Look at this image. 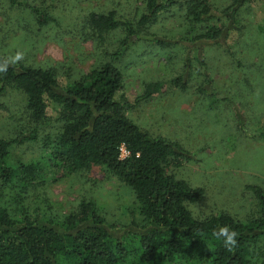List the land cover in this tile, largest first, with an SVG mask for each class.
Wrapping results in <instances>:
<instances>
[{
	"label": "rangeland",
	"instance_id": "1",
	"mask_svg": "<svg viewBox=\"0 0 264 264\" xmlns=\"http://www.w3.org/2000/svg\"><path fill=\"white\" fill-rule=\"evenodd\" d=\"M39 1L27 0L32 5ZM44 1L52 4L55 22L39 27L29 11L0 0V58L53 69L62 85L102 63H115L126 97L137 103L127 118L150 137L176 142L191 154V161L168 172L202 189L200 202L188 206L192 215L202 219L226 213L241 220L255 215L257 201L248 187L264 192V0H244L227 15L222 11L231 0H208L213 17L195 25L185 17V0H177L146 24L145 35L118 58L125 31L98 38L88 16L112 11L134 27L146 13L144 0ZM208 26L223 30L218 40H192ZM150 85L159 91L138 99ZM47 105L48 123L37 127L40 138L55 129L56 108ZM0 106V139L26 135L34 127L20 92L7 90ZM46 156L41 141L10 149L7 163L40 167L31 184L19 187L16 182L6 190L11 209L24 206L32 215L54 219L72 213L81 201H92L109 222H129L137 209L135 196L117 177L100 167L68 173L52 167Z\"/></svg>",
	"mask_w": 264,
	"mask_h": 264
},
{
	"label": "trees",
	"instance_id": "2",
	"mask_svg": "<svg viewBox=\"0 0 264 264\" xmlns=\"http://www.w3.org/2000/svg\"><path fill=\"white\" fill-rule=\"evenodd\" d=\"M144 1L146 13L134 27L112 11L88 16L98 38L119 28L125 31L116 58L145 35L146 24L178 4ZM243 1L231 0L222 13H234ZM7 2L12 9L29 11L39 27L55 22L53 6L44 0L33 5L27 0ZM183 5L191 25L213 17L208 0H185ZM222 32L208 26L192 40L215 41ZM173 82L184 87L179 79ZM123 87V74L110 61L62 85L53 69L0 58V98L9 89L20 92L34 126L26 135L0 139V264H264L263 190L248 187L257 201L255 215L242 220L226 213L195 218L188 206L200 202L202 189L168 172L191 161V154L176 142L150 137L130 121L126 112L137 103L128 100ZM158 91V85H150L138 99ZM48 102L56 108L55 129L40 138L37 127L48 123ZM25 141H41L52 167L68 173L100 167L117 177L135 196L137 209L129 222H109L92 201H81L75 211L54 219L32 215L24 206L11 209L6 190L39 177L35 163H7L12 146ZM121 146L128 152L124 158Z\"/></svg>",
	"mask_w": 264,
	"mask_h": 264
},
{
	"label": "built area",
	"instance_id": "3",
	"mask_svg": "<svg viewBox=\"0 0 264 264\" xmlns=\"http://www.w3.org/2000/svg\"><path fill=\"white\" fill-rule=\"evenodd\" d=\"M120 157L124 158L128 155V152L125 150V148L123 146L120 147Z\"/></svg>",
	"mask_w": 264,
	"mask_h": 264
}]
</instances>
